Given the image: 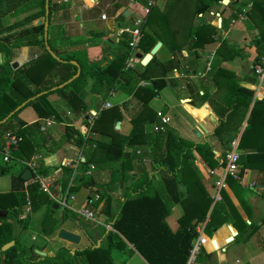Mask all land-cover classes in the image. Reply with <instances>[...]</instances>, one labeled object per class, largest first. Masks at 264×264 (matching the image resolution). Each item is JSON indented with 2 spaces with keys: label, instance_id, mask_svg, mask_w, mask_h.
Instances as JSON below:
<instances>
[{
  "label": "trees",
  "instance_id": "obj_1",
  "mask_svg": "<svg viewBox=\"0 0 264 264\" xmlns=\"http://www.w3.org/2000/svg\"><path fill=\"white\" fill-rule=\"evenodd\" d=\"M45 1L0 0V121L22 103L31 99L24 107L0 124V175L8 169V163L2 161L5 137L8 133L16 134L22 138L20 147L12 153V158L22 159V154L26 151L25 145L30 142L35 148L34 153H38L42 146L47 148L49 153H53L51 146L53 145V137L41 130V123H37V121L31 125H26L18 117L24 108L31 107L39 120H53L57 123H63L62 114L58 111L56 103L53 104L50 100L53 94L58 97V103L67 108L74 116L84 114L89 117L88 107L83 102L86 96L85 88L89 85V92L92 95L106 98L118 85L123 90L133 94V99L140 103V110L135 115H131L132 130L127 136L116 134L117 136L112 137L104 129L103 122L108 116H111L112 119L109 124L111 127L121 119L120 115L114 116L115 109L101 110L94 120L93 127H90V132L86 135H83L70 124L65 126V133L63 134V141H70L83 151L84 159L79 166L81 176L78 182L81 187L99 194V200L91 209L103 202V212L108 214L107 221L114 232H109L99 247H96L95 241H93L92 247H83L74 251L60 246L53 257H45L39 262L27 259L28 249L18 243L13 232V224L8 220L17 221L25 206H28L30 212L34 213L42 207L52 211V204L57 203L40 190L37 182H29L26 188L24 187L25 181L21 176L27 169L25 167L19 175L12 177V191L7 194H0V208L8 212L6 218H0V253L3 255L0 264H106L108 261L103 259L104 253H110L113 247L124 251L125 240L148 264H186L192 249V242L196 239V228L206 221L207 213L213 203L196 186V180L199 176L190 165L195 160L193 151L202 155L204 161L211 168H225L226 153L232 149V143L236 140L245 115L244 112L252 100L253 92L241 87L237 76L221 72L220 66L226 58L218 54L215 55L211 63V71L217 75L227 76L228 87L233 88L227 98L228 103L230 101L228 110L219 119L218 127L230 125V123L238 120V126L223 140L224 151L220 154L219 161L214 159L209 143H191L174 137L171 130L167 128L170 123L165 126L163 131L159 130L158 125L157 132L149 133L145 126L150 121V117L146 116L140 119L139 116L145 113L144 106L148 104L149 100L154 98L161 88H164L163 79L165 75L160 74L152 78L150 73L156 59H153L141 72L135 69H125V61L129 58L131 50L128 46L130 36L124 34L126 49L124 52L119 50L118 54L114 55L112 60L103 67L94 66L86 70L76 56L65 54L60 50L62 45L55 46L52 36L50 38L44 37ZM140 1L144 7H147L150 0ZM217 2L219 0H201L197 4L196 16H202ZM248 3H250V8L246 10L244 25L247 30L253 32L254 49L257 52L258 63L264 55V0L242 1L241 7L234 9V13L229 17L228 22H224L222 19L221 30H227L230 22L237 20L241 14H244L242 9L246 8ZM63 8L64 6L54 3L53 0H48V28L53 24L54 13ZM20 16L23 17L14 22L11 21ZM40 19H44V21L34 24ZM254 31L256 32L254 33ZM216 32L215 27L204 22L195 26L191 35L195 40L189 49L195 51L214 43L213 36L216 35ZM155 44V36L141 32V39L138 44L140 52L149 53ZM22 47L30 49L26 66L13 69L11 63L14 60L15 51ZM232 51L233 56L240 53V49L232 48ZM195 58H200L199 53L195 55ZM71 61H75L79 65L80 74L68 83L78 70L76 66L71 64ZM88 78L92 80L90 84ZM142 81H150L153 87L150 90L142 88L139 85ZM60 85L63 86L58 88ZM199 100H204V97L199 95ZM258 127L264 129L263 99L256 100L253 104L245 128V135L248 131ZM141 138H145L147 143H142ZM245 138L246 136H243L242 140ZM262 144H264V136L260 142V145ZM148 145L151 146L150 153L147 155L137 154V151L142 148L141 146ZM239 146L242 147L240 144ZM96 150L104 152L101 160L96 159ZM144 156L150 157L154 167L153 171L147 172L143 167L134 166V162L136 160L141 161ZM38 163L39 167L34 166L31 170L33 177L46 178L49 167L44 166L42 160H38ZM90 164L94 166L96 171L109 169L110 178L106 183H97L92 172L86 174ZM238 166L240 178L248 169H264V153H256L255 155L242 153L239 156ZM133 169L137 173L133 177L134 181L124 187L123 198L116 200L113 195L116 184L121 180L125 182L130 179L129 173ZM67 172L71 173V170L69 169ZM70 173L68 174L70 175ZM157 179L161 182L163 189L155 186L154 183ZM232 180V177L226 176V181L231 182ZM181 181L187 186L189 193L185 198L181 196L178 190ZM224 198L226 199V197ZM1 201H7V204L4 205ZM228 204L229 213H233L238 219L236 209L230 203ZM176 205H180L183 215L180 218L179 228L172 232L165 219L171 208ZM222 213H225L222 205L216 203L212 206L204 228L206 235L211 236L225 223ZM49 215L47 213L44 223ZM79 216L70 212L66 218H60L49 230H45V233L51 236L59 225L68 218L76 220ZM78 223L88 235L91 233L88 231L91 226L99 230L100 237L105 233L103 228L94 225L92 222L89 224ZM248 238L249 236L246 240ZM11 241L15 242L14 246L4 252L1 251V248ZM208 257L203 248L199 247L196 263H204Z\"/></svg>",
  "mask_w": 264,
  "mask_h": 264
},
{
  "label": "crops",
  "instance_id": "obj_2",
  "mask_svg": "<svg viewBox=\"0 0 264 264\" xmlns=\"http://www.w3.org/2000/svg\"><path fill=\"white\" fill-rule=\"evenodd\" d=\"M154 1L155 4L150 13L145 15L143 12L144 5L140 0H98L93 3L88 0H53L54 3L64 6V10L60 9L54 13L53 24L47 29V37L52 36L55 46L62 45L60 50L63 53L76 56L88 70L94 66L103 67L112 60L114 55L118 54L119 50L124 52L126 50L124 46L125 37L120 31L125 28H134L139 23L138 28L141 32L150 33L156 37V43H162L153 58L156 59V62L150 71L152 78L160 74L165 75L163 79L164 88H161L158 94L149 100L148 104L144 106L145 113L139 116L140 119L146 116L150 117V121L145 126L146 131L149 133L157 132L158 125L160 127V121L156 118L157 112L167 114L171 118L167 128L171 130L174 137L191 143H209L214 159L217 161L224 151L223 140L238 126V120H235L230 125L218 127L219 119L228 110L230 101L228 103L227 98L233 88L228 87L227 76L217 75L211 71V63L217 54L225 57L226 60L220 66L221 72L237 76L239 85L253 92L252 100L246 107L245 115L243 114L244 118L230 151L236 150L240 154L249 155L264 153V144L260 145L264 136L263 127L248 131L245 135V128L253 104L256 100H264V77L255 73V68L264 70V55L257 63L258 57H256L257 52L254 49L253 32L248 31L244 25V16L246 10L250 8V3L242 9L244 14H241L237 20L230 22L227 30L222 31V19L224 22H228L229 17L234 13V9L240 8V4L244 0H227L226 4L223 3L224 0H219L202 16H196L197 4L201 0H189L190 2L185 0ZM183 9H189V12L184 13ZM101 15H105L106 19L102 20ZM202 22L217 29L216 35L213 36L215 42L205 45L202 49L190 50L189 47L192 44L188 46V43L195 40L191 36L193 30ZM181 26L187 28L181 31ZM237 30H243L245 33L242 31L235 34ZM249 33H251L252 38H250ZM232 48L240 49L239 55L233 56ZM197 53H199L200 58L196 59ZM29 55L30 49L28 47H22L15 51L13 62L19 64L17 68L27 63ZM126 62L127 60L125 61V69ZM208 63H210L209 68ZM134 69L141 72L144 67L140 65L139 61L135 64ZM91 81L88 78L89 84ZM139 85L149 90L153 87L150 81H142ZM85 92L86 96L83 102L87 105L89 114L102 109L104 104L108 103L110 107L104 110L115 109L114 116L120 115L121 119L115 122L112 127L109 126L112 120L111 116H108L103 122L106 133L112 137L129 135L132 130L131 115H135L140 110V103L133 99L131 92L123 90L118 85L106 98L92 95L89 92V85L85 88ZM199 95L203 96L204 100L200 101ZM52 96L50 100L53 104L56 103L58 111L63 117V123L54 122L53 124V153L47 152L48 154L43 156L40 153L43 146L38 153H34L33 144L31 142L26 144V151L22 154V159H19L22 163L10 174V180L6 182L1 178L5 172L0 175V194H7L12 191L11 179L19 175L20 171L25 168L24 161L31 159L35 167H39L38 160H42L44 166H52L49 167L46 180L49 188L53 186L52 192L49 191L53 195V200L58 204H56L57 208L61 206L60 200L71 184L69 192L74 200L69 201L67 203L69 208L64 209L80 215L79 211L85 207L87 200L95 193L80 186L78 179L81 176V170L80 167H75V162L80 156L83 160L84 154L70 141H63V134L65 133V126L70 124L83 135H86L90 132L88 116L84 114L74 116L67 108L58 103V97L55 94ZM18 117L26 125H31L37 121V123H41V127L45 125V122L39 120L33 110L31 112L24 109ZM243 136H246L244 140H242ZM141 140L142 143H147L145 138H141ZM239 144L242 145L241 148ZM141 147L137 154L147 155L150 153V145ZM193 154L195 160L190 165L199 176L196 180V186L204 196L213 201L211 209L218 203L224 207L225 211L222 213L225 223L211 236L204 233L211 209L207 213L206 221L196 228L197 236L192 245L197 244L209 256L204 263L199 264H264V169H248L241 178L229 182L226 181L225 168L216 167L213 169L204 161L202 155L196 151H193ZM103 156L104 152L96 150L95 157L97 160H101ZM151 162L150 157L144 156L141 161L136 160L134 166L143 167L147 172H151L154 170ZM69 169L71 173L67 172ZM129 175L130 179L125 182L121 180L116 184L117 186L115 185L113 195L116 200L123 198L124 187L134 181L133 177L137 175L135 169ZM95 181L99 183L96 178ZM154 184L163 189L158 179ZM178 190L183 198L189 195L187 186L182 181ZM227 202L236 209L238 219L233 213H229ZM1 203L5 205L7 201H1ZM103 207V202H101L91 209L94 219L89 221L105 230L102 237H100L99 230L95 229L94 226L88 228V231L91 232L90 235L86 234L80 224L71 218L68 222L59 225L57 230L48 236L45 230H49L56 220L53 219L52 221V218L48 220V217L44 223L47 213L51 216L45 207L39 209L42 213L33 219L34 217L31 216L33 212H30L29 207L25 206L17 221L12 222L11 220L9 222L13 224L18 243L28 249L27 259L39 262L45 257H53L60 246L74 251L83 247H92L93 241H95L96 247H99L105 236L109 232H114L107 221L108 214L103 212ZM182 215L180 205L171 208L165 222L172 232L179 228ZM34 220L36 226H33ZM61 229L79 235V244L72 245L59 240L57 234ZM248 236L249 238L246 240ZM124 242L126 244L124 251L113 247L110 253H104L103 259L108 261L106 264H148L134 250L132 245L126 240ZM36 251L44 252L45 257Z\"/></svg>",
  "mask_w": 264,
  "mask_h": 264
},
{
  "label": "built area",
  "instance_id": "obj_3",
  "mask_svg": "<svg viewBox=\"0 0 264 264\" xmlns=\"http://www.w3.org/2000/svg\"><path fill=\"white\" fill-rule=\"evenodd\" d=\"M155 1L154 0H150L148 2V6L144 7L143 12L145 15H148L151 11V8L154 6ZM101 19L105 20L106 16L105 15H101ZM138 24L134 27V28H125L122 29L120 31L121 34H128L130 36V40L128 42V46L131 50L130 52V56L127 59L126 62V69H134L135 64L137 63V61L139 62L138 59L135 58V54L137 52H139L138 50V44L140 42L141 39V32L140 29L138 28ZM208 68L210 66V63L207 64ZM255 73L257 75H259L260 77H264V70L262 68H255ZM110 107V105L108 103H105L104 106L102 107V109L98 110V111H94L92 112V114H90L89 116V121L94 122V120L97 118V116L99 115L100 111L103 109H106ZM157 118L160 121V127L159 130L163 131L165 126L168 125L171 121V118L167 115V114H163L162 112H157L156 113ZM45 125L43 127H41V130L43 132L46 131L47 128L51 127L54 124L53 120H45ZM88 126H90L89 122H88ZM22 142V138L17 136L16 134H11L8 133L5 137V143H4V151H3V159L2 161L4 163H9L10 162V158L11 155L14 151H17L20 147V144ZM239 156L240 153L236 150H232L226 153V167L224 170L225 173V177L226 176H230L233 179H239L238 176V170H239V166H238V161H239ZM82 157L80 156L77 160V162H75V167H79L81 165L82 162ZM25 166L27 167V169L32 170L34 168V163H27L24 162ZM94 169V166L92 164L88 165L86 174H90L91 171ZM29 182H37L39 184L40 190L43 191L44 193H46L48 196H50L53 199V195L51 194V192L49 191V185L48 182L46 180V178L40 177V176H35L32 177L31 180L29 181H25L24 187L26 188V186L28 185ZM71 184H69L66 192L64 193L62 199L60 200V204L62 207L64 208H69L68 206V201H73L74 197L72 196V194L69 192V188H71ZM100 196L99 194L95 193L92 197H90L87 202L86 205L83 209H81L79 211L81 217H83L86 220H93V213L91 211V208L94 206V204L99 200ZM219 199V198H218ZM198 249L199 247L197 246V244L192 245V249L190 251V255L188 257L187 263L186 264H196V255L198 253Z\"/></svg>",
  "mask_w": 264,
  "mask_h": 264
},
{
  "label": "water",
  "instance_id": "obj_4",
  "mask_svg": "<svg viewBox=\"0 0 264 264\" xmlns=\"http://www.w3.org/2000/svg\"><path fill=\"white\" fill-rule=\"evenodd\" d=\"M89 2L93 3L95 1H98V0H88ZM228 1L227 0H224L223 3L226 4ZM47 18H48V0L45 1V21H44V37L47 38V29H48V22H47ZM192 40L189 41L188 43V46H190L192 44ZM162 46V43L161 42H157L153 48L150 50L149 53H141V52H137L135 54V58L138 59L140 61V65L143 66V67H146L148 65V63L154 58V56L156 55V53L159 51L160 47ZM50 51V50H49ZM51 52V51H50ZM71 64H73L74 66L77 67V74L72 77V79L69 82H71L72 80H74L79 74H80V68H79V65L75 62V61H71ZM11 66L13 69H16L18 67V63L17 62H12L11 63ZM63 85H60L58 88H61ZM31 99H29L28 101H30ZM24 102L22 103L20 106H18L14 111H12L6 118H4L3 120L0 121V124L4 123L9 117H11L12 115H14L17 111H19L22 107H24L26 105V103L28 102ZM33 177V173L30 169H26L21 178L24 180V181H29L31 180ZM54 209H57V206L54 205ZM7 216V211H4V210H1L0 209V218L3 219V218H6ZM196 235V234H195ZM197 236V235H196ZM57 238L61 241H64V242H67L69 244H72V245H78L79 244V241H80V236L75 234V233H72V232H69L67 230H64V229H61L59 231V233L57 234ZM15 242L14 241H11L7 244H5L2 248H1V251H6L8 250L9 248H11L12 246H14ZM36 253H38L39 255L45 257V253L44 252H41V251H36Z\"/></svg>",
  "mask_w": 264,
  "mask_h": 264
},
{
  "label": "rangeland",
  "instance_id": "obj_5",
  "mask_svg": "<svg viewBox=\"0 0 264 264\" xmlns=\"http://www.w3.org/2000/svg\"><path fill=\"white\" fill-rule=\"evenodd\" d=\"M185 1H189V0H185ZM190 2V1H189ZM158 3H159V1H158ZM188 5V7H189V3L187 4ZM157 6H158V4H157ZM183 12L184 13H188L189 12V9H183ZM23 16H20L19 18H17V19H14V20H11L12 22H14L15 20H18V19H21ZM179 19V18H178ZM44 21V19H40L39 21H36V22H34V24H38L37 22H43ZM178 21H180V20H178ZM53 28V27H52ZM187 27L186 26H181L180 27V30L181 31H184L185 29H186ZM246 28V27H245ZM243 30H237V31H235V34L236 33H239V32H242ZM249 31V30H248ZM251 32V31H250ZM243 33H245L244 31H243ZM252 33V32H251ZM251 33H249V35H250V38H252L251 36ZM253 34V33H252ZM243 35V34H242ZM28 61V60H27ZM209 61V60H208ZM0 62H1V60H0ZM15 62V61H14ZM138 62V61H137ZM18 66H19V64H18ZM24 66H26V63L24 64ZM21 67H23V66H21ZM53 97V96H52ZM53 99V98H52ZM25 109V111H31L32 112V109L30 108V107H26V108H24ZM23 109V110H24ZM88 122H89V124H90V127H93V125H94V122H92L91 123V121H89V117H88V120H87ZM14 123V122H13ZM45 133H47V134H49V135H52L53 136V125L51 126V128H49V129H46V131H45ZM50 145V144H49ZM48 145V146H49ZM52 147H53V145H51ZM48 150H47V148H45V149H41V151H40V153H42L43 154V156H45V155H47L48 153ZM29 158V157H28ZM10 160H11V163H9L8 164V169H7V171H5V174L3 175V176H1V178L3 179V181H9L10 180V174H12L17 168H19V166H20V163H22V162H20L19 161V158H17V157H13L12 158V156H11V158H10ZM28 161H24V162H27V163H33V160H31V159H27ZM43 165H44V163H42ZM25 165V164H24ZM26 167V166H25ZM48 167H52L51 165L50 166H48ZM113 169H115V167H113ZM92 174H94L93 176L97 179V181L101 184L102 182L103 183H106L107 181H108V179L110 178V171H109V169H105L104 171H96V169L94 168L92 171ZM99 178V179H98ZM100 178H101V180H100ZM100 181H102V182H100ZM53 188V186H51L50 188H49V190L51 191V189ZM52 192V191H51ZM74 193V192H73ZM111 193V192H110ZM68 203H69V201H68ZM54 205H56V204H52V209L54 208ZM27 211H28V208H27ZM49 211V210H48ZM50 213H51V216H49V218H48V220L49 219H51L52 218V221H53V219H55L56 220V222L58 221V220H60V218H62V217H67V215H68V213H70L69 211H67L66 212V209H64V207H62V206H59L57 209H53L52 211H49ZM42 213V211L41 210H39V211H37V212H34L31 216H33L34 218L33 219H35V218H37V216L38 215H40ZM67 213V214H66ZM79 216V215H78ZM68 220H69V218L65 221V223L66 222H68ZM8 221H11V220H8ZM76 221L77 222H84V223H86V224H89V220L88 221H86V219L84 220L82 217H78L77 219H76ZM34 222H35V220L33 221V226H36L35 224H34ZM35 228V227H34ZM33 231H36V230H33ZM13 232H14V234H15V229L13 230ZM1 257H3L2 256V254L0 253V258Z\"/></svg>",
  "mask_w": 264,
  "mask_h": 264
}]
</instances>
